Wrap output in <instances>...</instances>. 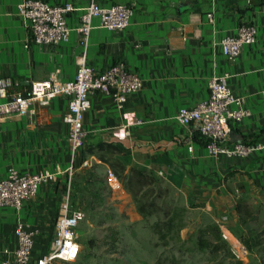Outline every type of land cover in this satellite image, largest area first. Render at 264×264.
Instances as JSON below:
<instances>
[{"label": "crops", "instance_id": "crops-1", "mask_svg": "<svg viewBox=\"0 0 264 264\" xmlns=\"http://www.w3.org/2000/svg\"><path fill=\"white\" fill-rule=\"evenodd\" d=\"M21 1L0 0V77L13 79V91L49 77L73 80L82 54L76 30L82 11L67 16L72 28L68 42L44 46L32 41L29 22L18 13ZM48 1L73 2L78 7L89 3ZM99 1L104 6L126 3L135 13L125 30L94 28L86 62L104 70L122 61L142 77L144 86L129 96L123 109L108 94H91L84 144L76 154L68 139L70 124L64 120L69 110L66 96L54 98L49 105L33 102L24 114L0 119V176L11 167L27 173L61 172L25 200L21 210L0 206V264L11 256L5 249L16 246L15 227L20 221L38 230L34 254L42 248V239L53 236L72 192L70 175L82 166L87 148L103 141L118 144L128 166L158 170L170 178L181 175L206 188L229 176L244 177L264 200V148L246 157H212L196 127L175 119L181 107L195 106L208 97L212 76L229 73L231 87L244 97L250 112L241 122H231L230 142H264V0ZM242 22L257 27V38L231 60L220 42ZM136 119L143 123L136 125Z\"/></svg>", "mask_w": 264, "mask_h": 264}, {"label": "built area", "instance_id": "built-area-1", "mask_svg": "<svg viewBox=\"0 0 264 264\" xmlns=\"http://www.w3.org/2000/svg\"><path fill=\"white\" fill-rule=\"evenodd\" d=\"M17 6L18 13L30 24L32 41L44 46L68 42L72 28L67 22V16L75 10L82 11L76 28L80 35L82 54L73 80L58 81L49 77L32 81L27 89L13 91V79L10 76L0 77V119L13 114H24L33 102L49 105L58 96H66L69 99V110L64 120L70 124L68 139L73 154H76L83 146L86 136L83 126L85 113L91 107V94H108L114 99L116 106L123 109L129 96L139 92L144 86L142 77L128 70L122 61L104 70L95 69L86 62L92 30L96 27L125 30L134 16V7L126 3L104 6L99 0H89L83 7H78L73 2L54 4L48 0H22ZM256 38L257 27L251 22H242L236 32L221 39L220 46L223 54L231 60H236L243 46L255 42ZM230 77L229 73L212 76L208 83V97L195 106L181 107L175 115L179 123L196 127L207 141L204 145L212 157H246L264 148V142L231 143L229 140L231 122H241L250 114L244 97L236 94L231 87ZM134 123L140 125L143 120L136 119ZM72 169L71 166V172ZM60 173L50 170L27 173L14 167L9 168L5 176H0V206L21 210L25 200L34 197L42 184L56 180ZM71 181L72 175L69 178V188ZM110 182H117L113 174L110 176ZM69 197L70 190L56 220L54 234L49 240L46 252L34 254L38 230L28 228L20 221L15 227L16 246L12 251L5 249L11 256L1 264H61L76 261L82 250L77 230L85 212L75 207ZM221 230L222 236L232 244L233 252L237 256L248 252L247 246L233 237L225 221L221 222Z\"/></svg>", "mask_w": 264, "mask_h": 264}, {"label": "rangeland", "instance_id": "rangeland-1", "mask_svg": "<svg viewBox=\"0 0 264 264\" xmlns=\"http://www.w3.org/2000/svg\"><path fill=\"white\" fill-rule=\"evenodd\" d=\"M102 153L109 160L86 151L88 163L73 170L70 201L85 212L77 230L82 250L76 261L61 264H264V200L246 178L229 176L206 188L146 169L153 179L141 186L122 154ZM115 159L124 165L117 172ZM222 221L247 246L246 254L233 252ZM49 238L37 255L48 250Z\"/></svg>", "mask_w": 264, "mask_h": 264}, {"label": "trees", "instance_id": "trees-1", "mask_svg": "<svg viewBox=\"0 0 264 264\" xmlns=\"http://www.w3.org/2000/svg\"><path fill=\"white\" fill-rule=\"evenodd\" d=\"M203 142L204 144H206L207 141L203 138ZM91 150H98L100 157H102V159H105L106 161L109 159L107 158L106 154L102 153V151H107L108 153L115 152L117 154L124 153L123 149L118 144L113 143V142H107V141H103L95 146H91L87 148L86 151H91ZM116 166H120L124 168L123 163L119 159H115L114 163L111 166L114 172H117ZM130 172H131L130 174L131 179L137 185H141V186L149 185L152 182V179H153L152 175L146 169L133 166L130 168ZM140 208L142 209V211H145V206L142 205Z\"/></svg>", "mask_w": 264, "mask_h": 264}]
</instances>
